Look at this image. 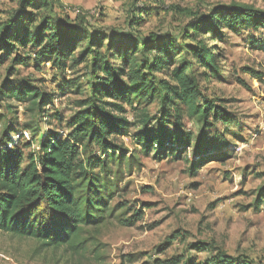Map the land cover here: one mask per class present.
Listing matches in <instances>:
<instances>
[{
	"label": "trees",
	"instance_id": "obj_1",
	"mask_svg": "<svg viewBox=\"0 0 264 264\" xmlns=\"http://www.w3.org/2000/svg\"><path fill=\"white\" fill-rule=\"evenodd\" d=\"M3 1L15 4L4 14L7 20L0 11V59L11 62L8 75L28 61L38 69L49 64L62 91L76 98L71 102L75 113L65 124L62 112L51 116L47 108L56 98L30 80L1 86L0 101L24 105L33 120L23 126L30 138L22 143L15 140L20 135L17 124L0 116V232L35 240L40 250L84 248L87 229L113 215L116 208L111 204L125 170L131 173L140 165L137 150L121 143L132 133L136 147L158 161L177 160L192 149L201 160L190 162L191 172L229 157L219 154L228 145L210 135L218 125H233L234 116L207 96L201 81L222 78L217 45L226 32L240 34L246 27L264 33L263 10L236 2L218 4L207 14L174 6L172 10L187 19L179 34L137 38L139 21L146 13L149 18L158 14L156 8L137 6V0L126 28L118 30L99 27L79 14L75 19L60 14L64 0ZM258 49L264 52V40ZM68 71L73 77L66 81ZM184 120L193 122L198 133L187 130ZM44 124L53 127L45 137ZM263 204L260 189L252 207ZM136 222L130 218L122 223L132 227ZM210 248L197 247L200 252ZM162 264L190 263L173 258ZM191 264L257 263L219 252Z\"/></svg>",
	"mask_w": 264,
	"mask_h": 264
},
{
	"label": "rangeland",
	"instance_id": "obj_2",
	"mask_svg": "<svg viewBox=\"0 0 264 264\" xmlns=\"http://www.w3.org/2000/svg\"><path fill=\"white\" fill-rule=\"evenodd\" d=\"M233 2L264 11V0H137V6L158 10L156 17L149 18L146 13L144 21H139L137 38L148 37L150 33L179 34L187 19L177 15L172 10L174 6L207 14L218 4ZM133 3L134 0H64L61 10L58 9L60 14H69L73 19L79 14L94 20L92 23L99 27L118 30L126 28ZM14 7L10 1L0 2L1 18L7 20L4 14ZM262 40L264 33L246 27L240 34L226 32L217 45L222 78L201 81L207 96L218 100L234 116L233 125L228 128L218 125L210 135L228 145L217 151L229 155L226 160L206 163L191 172L190 162L201 160L200 156L194 158L192 149L177 160L158 161L136 147L132 133L122 138L121 143L130 151L137 150L140 165L134 166L131 173L125 170L120 193L111 204L116 208L113 215L103 225L87 229L83 235L84 248L40 250L35 240H21L0 232V264H162L173 258L191 264L219 252L264 264V204L259 209L252 207L259 190L264 189V52L258 49ZM0 62V90L1 86L15 87L17 81L30 80L56 98L53 107L47 108L51 116L62 112L67 124L75 113L71 102L76 97L62 91V83L55 79L49 64L38 69L28 61L13 68L15 73L10 76L11 62L1 59ZM72 77L68 71L66 81ZM157 110L153 108L152 112L156 114ZM132 113L127 110L130 117ZM0 116L17 124L20 135L15 140L22 143L29 140L30 134L23 126L33 117L24 105L0 101ZM52 121L59 126L58 120ZM183 122L187 130L198 133L193 122ZM43 127L45 137L47 128L53 127L47 124ZM130 218L137 219L136 224L124 226L123 219ZM176 233L178 237L172 240ZM201 243L212 248L200 252L197 247Z\"/></svg>",
	"mask_w": 264,
	"mask_h": 264
}]
</instances>
